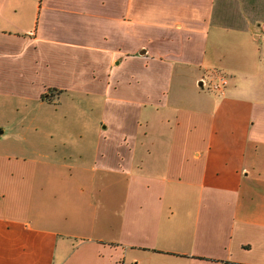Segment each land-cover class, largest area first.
<instances>
[{
	"label": "crops",
	"instance_id": "crops-1",
	"mask_svg": "<svg viewBox=\"0 0 264 264\" xmlns=\"http://www.w3.org/2000/svg\"><path fill=\"white\" fill-rule=\"evenodd\" d=\"M66 62L99 118L0 140V264H264V0H0V94Z\"/></svg>",
	"mask_w": 264,
	"mask_h": 264
},
{
	"label": "rangeland",
	"instance_id": "rangeland-1",
	"mask_svg": "<svg viewBox=\"0 0 264 264\" xmlns=\"http://www.w3.org/2000/svg\"><path fill=\"white\" fill-rule=\"evenodd\" d=\"M71 69V63L68 62H66L64 73L61 67L58 72L55 73L53 67L46 71L45 78L37 83L43 85L46 80L49 83L58 81L61 86H64L63 90L60 92V96L58 94L56 95L60 98L56 101H52V98L46 97V100L49 101L39 103L35 100H26L20 94H0V130L6 129L5 134L0 137L1 141L4 140L2 143L3 145H13L16 149H20L18 148L19 144H25L24 138L27 136L34 135L38 137L35 141L40 143L41 138L39 136H43L42 138L47 140L50 145L58 144L60 146V144L63 143L65 146L62 151L63 154L65 152L74 151V140L80 134L92 133L91 124L88 120L91 119V121H93L94 118H99L97 117V111H87V113L81 112L80 119L85 121L86 126H76L73 123V120L79 121L78 111H74L73 106L83 103V101H85V96L76 93L75 91L77 89L73 87V84L66 85L68 81H72V79L67 78L68 71H71ZM46 74L48 75L47 77ZM38 81L36 80L35 82ZM200 81L203 82V80ZM210 85L211 81H209V78H205V85L201 86L197 81V87H194V85L188 86V90L189 93H191L190 91L196 89L191 94L193 97H196V94L211 92ZM42 98L45 97L43 96ZM89 98L98 105L101 104L102 98L100 96L91 95ZM86 101L89 100L86 99ZM31 117L48 119L49 122L44 123L42 126L33 125L32 128L28 126L30 127L29 130H27L28 127L15 126L20 120L30 119ZM84 128H86V130H84ZM43 142L46 143L44 140ZM22 161L23 159L20 157L17 159V164H24ZM26 161L31 162L30 159ZM49 164L54 165L56 162H50Z\"/></svg>",
	"mask_w": 264,
	"mask_h": 264
},
{
	"label": "built area",
	"instance_id": "built-area-1",
	"mask_svg": "<svg viewBox=\"0 0 264 264\" xmlns=\"http://www.w3.org/2000/svg\"><path fill=\"white\" fill-rule=\"evenodd\" d=\"M226 83L227 79L224 76H221L217 81L211 82L210 88L212 91L218 93V95H224V88Z\"/></svg>",
	"mask_w": 264,
	"mask_h": 264
}]
</instances>
